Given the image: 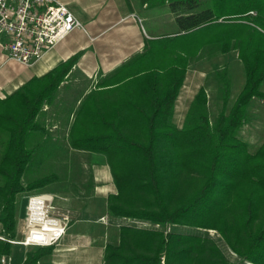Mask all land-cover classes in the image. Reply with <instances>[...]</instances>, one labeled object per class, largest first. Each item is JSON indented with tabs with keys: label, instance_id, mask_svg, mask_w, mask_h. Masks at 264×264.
<instances>
[{
	"label": "trees",
	"instance_id": "obj_1",
	"mask_svg": "<svg viewBox=\"0 0 264 264\" xmlns=\"http://www.w3.org/2000/svg\"><path fill=\"white\" fill-rule=\"evenodd\" d=\"M168 6L181 34L147 39L144 51L92 90L73 113L70 147L102 154L118 194L110 196L113 216L207 235L123 227L119 245H108L105 264H236L209 236L218 232L244 262L264 264V142L256 152L239 138L247 111L264 99V0H142ZM255 12L256 15H251ZM205 47L238 52L245 82L227 113L231 85L220 76L223 110L208 116L201 87L184 126L174 123L176 103L188 68ZM79 54L42 77H33L0 99V222L3 236L16 237L17 196L58 181L55 174L24 184L35 150L30 137L44 130L38 118L76 66ZM54 251L40 247L24 264ZM12 244L0 240V257Z\"/></svg>",
	"mask_w": 264,
	"mask_h": 264
},
{
	"label": "crops",
	"instance_id": "obj_2",
	"mask_svg": "<svg viewBox=\"0 0 264 264\" xmlns=\"http://www.w3.org/2000/svg\"><path fill=\"white\" fill-rule=\"evenodd\" d=\"M58 1L69 6L82 23L83 28L73 31L42 59L30 66H24L10 59L0 48L1 100L14 94L33 77H42L60 63L79 54L76 66L60 89L74 86L79 90L75 99V106H79L84 97L92 90L113 89L112 86L98 87L103 81L108 82L110 76L123 65L140 55L144 51L147 39L162 38V34L157 33L153 27L147 29L144 25L149 18L148 12L160 9V7L151 8L147 4H143L142 0ZM75 72L80 75V78L77 79L81 80L70 81ZM46 108L41 114L43 120L48 119V105ZM177 109L176 103L175 112ZM87 154H94L104 159L103 162L99 160L102 163L94 166L93 201L83 204V206L79 204L77 207L66 206L64 208L69 211L72 218L70 227L66 236L58 245L54 246L53 253L41 260L40 264H105L106 248L108 245H119L123 227L140 229L141 226L133 224H138V222L151 224L116 217L110 213L108 209L109 197L118 194L111 167L105 155ZM21 218L16 213L17 224ZM17 224L15 239H19ZM0 234L3 235L1 222ZM11 258V264H24L26 256H17L13 252Z\"/></svg>",
	"mask_w": 264,
	"mask_h": 264
},
{
	"label": "rangeland",
	"instance_id": "obj_3",
	"mask_svg": "<svg viewBox=\"0 0 264 264\" xmlns=\"http://www.w3.org/2000/svg\"><path fill=\"white\" fill-rule=\"evenodd\" d=\"M148 14L149 18L144 23L147 29H152L151 27H153L157 33L162 34V37H169L171 39L181 34L175 23V15L171 13L168 6L150 10ZM223 75L227 77L231 85L226 111L229 113L245 82V71L238 58V52L232 51L229 54L222 55L216 49L205 47L191 60L187 77L177 100L178 109L175 112L174 123L178 128L184 126L194 98L201 87H205L208 93V116L212 122L216 121L223 110V86L220 82V76ZM79 76L78 73H73L70 81L81 80L77 79L80 78ZM78 91L74 86H67V88L60 90L53 106H48V119L43 120L42 116L38 118L44 130L34 133L28 141V147L35 150V156L29 165L24 184L51 174H55L58 181L38 192L19 194L17 196L16 211L18 217H24L28 196L34 193L50 192V194H55V206L62 213H69L68 210L64 209L66 206L70 208L77 207L79 204L83 206V204L85 205L93 201L95 188L94 166L102 163L104 159L94 154L76 151L70 147L68 136L74 120L73 113L79 107L78 105L75 106L76 93ZM262 91L264 92V84L262 85ZM45 109H47L46 106L43 111ZM239 138L248 144L249 150L253 153L263 144L264 99H255L251 102L247 111L246 123L239 132ZM133 225L141 226L140 229L161 230L166 233L207 235L205 230L197 231L186 226H161L157 224H144L143 222ZM208 232L209 236L217 243L231 262L236 264H251L242 261L228 247L218 232L213 230ZM17 233L19 234V239L17 240H23L22 225L17 224ZM12 246L13 252L21 257L27 256L28 253L35 252L40 248L19 245Z\"/></svg>",
	"mask_w": 264,
	"mask_h": 264
},
{
	"label": "built area",
	"instance_id": "obj_4",
	"mask_svg": "<svg viewBox=\"0 0 264 264\" xmlns=\"http://www.w3.org/2000/svg\"><path fill=\"white\" fill-rule=\"evenodd\" d=\"M255 15V13H251ZM69 6L58 0H0V48L24 66L42 59L76 29H82ZM56 196L34 193L28 196L22 225L23 240H0L24 247H50L60 243L71 224L69 213L55 206ZM11 256L0 264H11Z\"/></svg>",
	"mask_w": 264,
	"mask_h": 264
}]
</instances>
